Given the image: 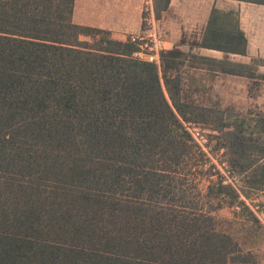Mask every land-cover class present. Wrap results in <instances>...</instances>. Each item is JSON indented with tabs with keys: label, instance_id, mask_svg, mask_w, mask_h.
<instances>
[{
	"label": "trees",
	"instance_id": "16d2710c",
	"mask_svg": "<svg viewBox=\"0 0 264 264\" xmlns=\"http://www.w3.org/2000/svg\"><path fill=\"white\" fill-rule=\"evenodd\" d=\"M170 1L154 0L157 19ZM74 3L0 0V264H253L208 204L249 211L244 187L264 189V121L254 139L188 96L194 73L253 77L264 67L230 58L249 49L239 12L214 7L158 66L74 23ZM185 122L225 135L242 188L220 179L198 189Z\"/></svg>",
	"mask_w": 264,
	"mask_h": 264
},
{
	"label": "rangeland",
	"instance_id": "374dc122",
	"mask_svg": "<svg viewBox=\"0 0 264 264\" xmlns=\"http://www.w3.org/2000/svg\"><path fill=\"white\" fill-rule=\"evenodd\" d=\"M240 18L250 48L246 57L231 56L232 61L250 64L253 59H264V6L245 4ZM161 32L164 33V30L161 29ZM196 76L200 79L201 73H194V78ZM262 76L264 67H258L253 77L214 75L212 78L200 79V83L195 82V79L190 80L188 96L197 105L211 109L216 116H223L230 123L242 124L248 133L254 132L252 138L257 139L258 132L261 131L260 122L264 121ZM201 127L209 138L211 151L205 154L200 148L196 150L193 163L197 173L194 179L198 189L204 193L210 182L226 179L227 170L236 178L234 185L242 188L244 176L231 169L227 151L220 146L225 141V135L214 131L210 125ZM202 153L204 156L200 155ZM224 163L227 166H224ZM244 189L246 195L241 194V200L245 202L249 211H243L239 205L230 206L229 199H224V203L221 204L217 199H213L208 207L213 209L212 216L219 225L218 228L237 241L242 253L250 254L253 264H264V189L248 187ZM193 194L194 204L198 202L199 208H202L203 203L200 202L198 193L194 191ZM248 212L254 216L257 223L253 222Z\"/></svg>",
	"mask_w": 264,
	"mask_h": 264
},
{
	"label": "crops",
	"instance_id": "0c3cea01",
	"mask_svg": "<svg viewBox=\"0 0 264 264\" xmlns=\"http://www.w3.org/2000/svg\"><path fill=\"white\" fill-rule=\"evenodd\" d=\"M245 4L261 6L237 0H171L168 9L157 19L154 0H75L73 22L107 30L113 39L124 42L131 34H140L150 28L151 22L163 35L165 50H171L184 35H199L206 27L214 7L223 11L235 10L240 16ZM183 49L188 50V47ZM193 52L212 58L223 57V53L217 50L201 48ZM231 56L246 57L237 54ZM200 73L202 80L217 74L209 71Z\"/></svg>",
	"mask_w": 264,
	"mask_h": 264
},
{
	"label": "built area",
	"instance_id": "2783aa9c",
	"mask_svg": "<svg viewBox=\"0 0 264 264\" xmlns=\"http://www.w3.org/2000/svg\"><path fill=\"white\" fill-rule=\"evenodd\" d=\"M150 25V28L143 30L140 34H131L128 37L127 42L136 47L135 52L132 54L134 59L142 62L153 63L159 66L160 54L166 51L164 45L165 41L163 35L157 28H155L154 24L150 22ZM184 126L198 148H200L203 153L209 154L211 151L210 141L201 125L194 122H185ZM223 165L227 166L226 163ZM226 172L230 176L225 174L227 180L223 179V183L235 186L234 180L236 181V178L229 170Z\"/></svg>",
	"mask_w": 264,
	"mask_h": 264
}]
</instances>
